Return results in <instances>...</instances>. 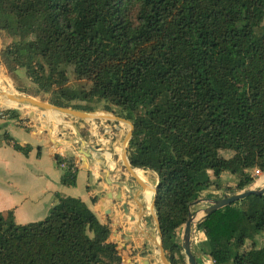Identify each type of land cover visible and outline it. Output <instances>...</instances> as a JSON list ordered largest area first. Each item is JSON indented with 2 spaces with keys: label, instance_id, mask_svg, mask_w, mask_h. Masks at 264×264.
<instances>
[{
  "label": "trees",
  "instance_id": "trees-1",
  "mask_svg": "<svg viewBox=\"0 0 264 264\" xmlns=\"http://www.w3.org/2000/svg\"><path fill=\"white\" fill-rule=\"evenodd\" d=\"M2 35L11 42L1 63L9 73L24 69L35 95L55 106L84 102L70 107L86 112L103 102L133 123L127 157L157 174L155 210L171 264H186L179 231L190 203L219 190L224 172L238 175L242 190L254 180L247 170L264 171V0H0ZM70 68L88 88L68 85ZM76 173L65 167L62 183L75 186ZM195 229L206 237L191 241L197 264H264V245L255 243L264 193L215 210ZM109 232L75 197L58 196L36 222L0 212V264H121Z\"/></svg>",
  "mask_w": 264,
  "mask_h": 264
},
{
  "label": "crops",
  "instance_id": "crops-1",
  "mask_svg": "<svg viewBox=\"0 0 264 264\" xmlns=\"http://www.w3.org/2000/svg\"><path fill=\"white\" fill-rule=\"evenodd\" d=\"M26 113L30 116L25 118L19 112L9 116L0 111V212L11 211L16 223L25 224L43 219L58 203V196L80 198L109 229L108 241L122 255L121 264H159L161 238L156 210L145 196L147 187L157 186L156 172L127 165L122 145L112 137V126L107 122L92 121L82 139L70 136L63 120L58 124L62 132L56 133L36 113ZM14 142L28 145L30 150L24 154L14 148ZM56 155L64 166L56 164ZM67 166L77 168L75 186L61 181ZM138 169L141 178L135 173ZM211 193L203 191L201 196L206 200L199 198L190 211L207 207ZM192 230L199 240H205L203 231L194 230V225ZM202 264L214 263L206 259Z\"/></svg>",
  "mask_w": 264,
  "mask_h": 264
},
{
  "label": "rangeland",
  "instance_id": "rangeland-1",
  "mask_svg": "<svg viewBox=\"0 0 264 264\" xmlns=\"http://www.w3.org/2000/svg\"><path fill=\"white\" fill-rule=\"evenodd\" d=\"M10 42H11L10 37H8L6 35H2V38H0V58L3 55L2 49H3L4 45H6ZM0 64L6 70V67L4 66L3 63H1V61H0ZM0 72H2L10 80V84L9 85L2 84L3 87L9 88V86H10V88L11 89L13 88L12 90L15 91L16 93L22 94L24 96H28L30 98H34V99L41 101V102L50 103L48 101V97H49L48 94L39 92L38 95H35V93L37 92L36 86L27 77L24 69H22V68L17 69L13 73H9L7 70H6V72L3 70H0ZM68 77H69V81H68L69 86H72V87L84 86V87L88 88L90 85L89 82L76 80L74 75H73L71 68L68 70ZM61 103L64 105L59 106V107H64V108H72V107H70L71 104H81V105L85 104L84 102H77V101L68 103V102H65L63 100H61ZM89 104L91 106L95 107V110L91 111L92 114H95V113L97 114L98 112H100L99 114H103V113L107 114L108 113L109 116L108 117H101V118L100 117L94 118L93 120H91V119L88 120V119L76 118V117H73L71 115L61 113V112L55 113L54 111H49V113L52 114L53 116H55L56 118L60 119V123H61V120L68 123V126L65 125L66 126L65 131L69 132V135L72 136L73 138H79L80 137L83 139L84 138L83 135H85V132H86L85 130H86V128H87V130H90V126L93 123L92 121L98 122V124H99V121L107 122V123H109L110 126H112V130L110 132L113 135L112 137L117 138V143L119 146L123 145L124 139H125L128 131H129V128H130V125L128 124V122L116 119L115 117H119V116L116 115L115 113H113L112 110L103 109V102L95 101V102H91ZM17 107H20V109H16ZM1 109H3L2 110L3 114H7L10 116L14 112H19L20 114L25 116V118H26V116H30V114H28L26 112H29V111L34 112L37 114V116L39 118H41L44 121L46 120L49 123V127L52 128L54 132L57 133V132H60L62 130L61 125H58V123H55V121L53 119L48 118V116L46 115V113H47L46 110H42L40 108H36V107H32V106L30 107V106H21V105H17V106L15 105V106H11V107H8V106L1 107V104H0V110ZM119 118H121V117H119ZM79 125H81V127ZM77 126H79L80 129ZM76 140H77V143H79V140L78 139H76ZM218 154L227 158V157H230L233 154V152L230 150H221L218 152ZM247 173H250L254 177V180H253L251 185H249L245 188L251 187V188L257 189V188H260L264 185V171H259V173H256V171L254 169H249V170H247ZM238 179H239L238 175L232 174L230 172H224L220 178V189L219 190H211V192H212L211 197L212 198H210V200L220 199V198H223L225 196H229L233 193H237V192L241 191V190H236V185H237ZM257 179H258V182L256 183ZM148 191L149 190L146 188V193ZM231 191H234V192L232 193ZM200 198L203 199V201L206 200L202 196ZM152 200H153V192L151 193V200H147V201L152 203ZM196 203H194V206L196 205ZM203 209L204 208L201 207L199 210L196 211V208L194 207V211L192 213L195 215L197 214L195 216V218L202 214ZM182 230H183V227L179 231V240H181ZM194 230H195V225H194ZM160 238H161V234H160ZM192 240L193 241L194 240L199 241L198 233H195V231L192 234ZM250 243L251 242H249L246 245V247ZM255 243L257 246H263L264 245V233L257 235L255 237ZM164 252H165V250H164ZM182 253H183V251H182ZM166 254L167 253L165 252V256L167 258ZM184 260L187 264L185 255H184ZM158 263L164 264V262L162 261V258H161V260L158 259Z\"/></svg>",
  "mask_w": 264,
  "mask_h": 264
},
{
  "label": "water",
  "instance_id": "water-1",
  "mask_svg": "<svg viewBox=\"0 0 264 264\" xmlns=\"http://www.w3.org/2000/svg\"><path fill=\"white\" fill-rule=\"evenodd\" d=\"M5 72H6V70H5ZM8 100H12L17 105L32 106V107L40 108L42 110L52 109V110H56L57 112H61V113L71 115L73 117L81 118V119H88L91 117V115H93L91 112H86L83 110H78V109H73V108H64V107L55 106V105L50 104V103L41 102V101H38L34 98H30L28 96H24V95L19 94V93H17V95L14 97H9ZM18 108L19 107H17L16 109H18ZM34 115H35V113L31 112V116H34ZM115 118L118 120L128 122V124L130 125L129 131H128V133L124 139L123 145H122V149H123V153L125 155L126 163H127V165H129L130 163H129V160L127 159L128 157L126 156V154H127V149L129 146V141L132 137V132H133L134 126H133V123L131 121H128L126 119L119 118V117H115ZM81 144L83 146H86V141L81 140ZM95 149H98V148H95ZM262 193H264V185L260 188H257V189H254L251 187L244 188L243 190H241L237 193H233L229 196H226V197H223L220 199H216V200H209L208 201L209 205L202 210V216H201V218H199L197 220H195L194 214L190 211L188 218H187V220L183 226L181 240H180L181 248H182L183 254L186 257L187 264H197L196 258L192 252V249H191V241H192V233H193L192 226L193 225H195L197 222H199L204 216L214 212L217 209H220L224 206L230 205L233 202L239 201V200H241V199H243L249 195L262 194ZM155 195H156V188L154 189L153 200H152V206L154 208H155ZM119 199H120V197H119ZM196 202L197 201L191 202L190 207ZM123 209L128 211L126 204L123 205ZM107 213L110 214L111 211L108 210ZM156 222L158 224V229L160 230L158 217L156 218ZM160 254H161V258H162V261L164 262V264H170V262L168 261V259L165 256L164 247L162 245L161 239H160Z\"/></svg>",
  "mask_w": 264,
  "mask_h": 264
},
{
  "label": "bare ground",
  "instance_id": "bare-ground-1",
  "mask_svg": "<svg viewBox=\"0 0 264 264\" xmlns=\"http://www.w3.org/2000/svg\"><path fill=\"white\" fill-rule=\"evenodd\" d=\"M2 84H7L9 85L10 84V80L7 78V76H5L2 72H0V104L1 106H8V107H11V106H17V104L15 102H13L12 100H8L9 97H14L17 95V93L15 91H13L10 86L9 88L7 87H3ZM10 91V92H9ZM4 99V100H3ZM31 107V106H30ZM47 111V116L51 119H53L55 121V123H60V119L56 118L55 116H53L52 114L49 113V111H54L55 113H59L57 112L56 110H52V109H48L46 110ZM100 112H98L97 114H93L91 115L90 118L88 119H94V118H101V117H108L109 114H99ZM136 175L138 178H141V173H140V170H136ZM150 186V185H149ZM147 189L149 190L147 193H145V196H146V199L147 200H151V193L153 192L154 193V186L152 187H147ZM152 191V192H151Z\"/></svg>",
  "mask_w": 264,
  "mask_h": 264
},
{
  "label": "built area",
  "instance_id": "built-area-1",
  "mask_svg": "<svg viewBox=\"0 0 264 264\" xmlns=\"http://www.w3.org/2000/svg\"><path fill=\"white\" fill-rule=\"evenodd\" d=\"M3 109H1L0 111L2 112ZM61 166H64L65 164L64 163H61L60 164ZM254 170L256 171V173H259V169L258 168H254ZM212 262L214 263V261L212 260Z\"/></svg>",
  "mask_w": 264,
  "mask_h": 264
}]
</instances>
